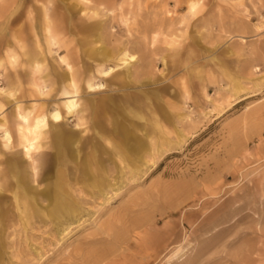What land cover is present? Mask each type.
I'll return each mask as SVG.
<instances>
[{
	"label": "rangeland",
	"instance_id": "rangeland-1",
	"mask_svg": "<svg viewBox=\"0 0 264 264\" xmlns=\"http://www.w3.org/2000/svg\"><path fill=\"white\" fill-rule=\"evenodd\" d=\"M187 1L0 0V264H264V0Z\"/></svg>",
	"mask_w": 264,
	"mask_h": 264
},
{
	"label": "bare ground",
	"instance_id": "bare-ground-1",
	"mask_svg": "<svg viewBox=\"0 0 264 264\" xmlns=\"http://www.w3.org/2000/svg\"><path fill=\"white\" fill-rule=\"evenodd\" d=\"M188 11L193 13L196 11L198 7V2L196 1H189L188 3ZM200 4V2H199ZM45 19L46 15H45ZM46 31L48 29L46 25ZM122 57H125L128 62L133 61L135 59V56L133 54H129L127 52H121ZM120 56V55H119ZM123 59V58H122ZM60 60L64 62L66 65L67 69L71 68V65L65 61L63 57H60ZM36 62V61H34ZM38 64V63H37ZM33 69V68H32ZM38 69V67H36ZM114 68L109 67L107 70H104L101 72L103 76H107L111 72H113ZM36 72V70H35ZM67 74V73H64ZM65 80V79H64ZM94 82V81H93ZM91 79H86L85 80V87L88 91H94L95 89H100L102 87L101 83L94 84ZM38 84V83H37ZM77 82L74 80V78L70 75H68V80L66 84L63 85L61 89V96L64 98L63 101H61L59 108L55 109L51 113H49V116L43 111L40 110L31 120L28 118L29 116L27 115H21L17 113V118L20 120V128L23 133V137L25 138L24 141L26 143L22 144L24 152L26 156L31 160V170L33 172L34 177L36 178L38 176V163L36 160L33 158L32 153L34 150H36L37 145V139L40 137L42 134L43 130L46 128L48 123V118L49 120L54 123L53 125H58L59 122H61L65 116L68 115H73L79 112V107L81 105L80 100H79V90L77 86ZM39 85V84H38ZM37 86V85H36ZM9 96H11L10 93H7ZM56 127V126H55ZM56 130V129H55ZM58 133V130H57ZM3 139L7 142V144L12 143V137L11 133L8 131V129L3 130ZM139 141L136 139L133 140L132 146L133 147H138ZM95 177V176H94Z\"/></svg>",
	"mask_w": 264,
	"mask_h": 264
},
{
	"label": "crops",
	"instance_id": "crops-1",
	"mask_svg": "<svg viewBox=\"0 0 264 264\" xmlns=\"http://www.w3.org/2000/svg\"><path fill=\"white\" fill-rule=\"evenodd\" d=\"M191 1H193V0H190V2ZM188 3H189V1H187ZM189 5V4H188ZM189 7V6H188ZM47 27H48V29H49V25L47 24ZM100 38L99 37H97L95 40H96V42L95 43H97L98 42V40H99ZM12 48L10 47L9 49H7V51H6V59H7V61L9 62V64L12 66L13 65V63H14V60H13V58H10L8 55L9 54H12L11 53V50ZM101 55H103V56H105L106 55V53L104 52V51H102L101 52ZM60 57H64V56H60ZM60 57H59V60H60ZM65 58V57H64ZM32 60V62H33V66L35 67H38V65H39V58L38 57H35V58H33V59H31ZM67 60V59H66ZM34 61H36V62H34ZM61 61V60H60ZM62 62V61H61ZM70 65H71V68L70 69H67V67H66V65H65V71H64V73H67V74H64L63 73V78L65 79H63L64 80V83H63V85L64 84H66V82H67V80H68V75H70V76H72L73 78H74V80L78 83L79 81H78V77H77V75H75L74 73H73V67H72V64L69 62V61H67ZM38 63V64H37ZM64 63V62H63ZM78 84H80V83H78ZM63 85H61V88H62V86ZM78 87H79V85H78ZM61 88H59L60 90H61ZM9 90H11L12 92H13V94H12V96H9L7 93L9 92ZM0 91H2L5 95H6V97H7V99H9V101H12V97H15V94H16V92H17V88H15L14 86H11V87H7L6 89H4V90H2V89H0ZM17 112L18 113H20L21 115H24V113H26L27 112V110H21V106L20 105H15V109H14V117H15V119H16V121H17V125H18V120H17V118H16V115H17ZM55 126H57V125H55ZM10 133H11V131L10 130H8ZM11 136H12V134H11ZM15 140V139H14ZM15 143V142H14Z\"/></svg>",
	"mask_w": 264,
	"mask_h": 264
}]
</instances>
